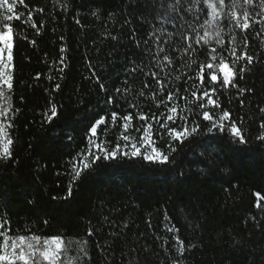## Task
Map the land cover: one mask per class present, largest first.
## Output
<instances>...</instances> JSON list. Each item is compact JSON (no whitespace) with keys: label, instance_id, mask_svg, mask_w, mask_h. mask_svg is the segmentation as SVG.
I'll return each instance as SVG.
<instances>
[{"label":"trees","instance_id":"1","mask_svg":"<svg viewBox=\"0 0 264 264\" xmlns=\"http://www.w3.org/2000/svg\"><path fill=\"white\" fill-rule=\"evenodd\" d=\"M64 2L26 0L25 14L34 12L37 24L44 25L40 35L28 25L14 22L28 39H21L15 49L14 106L21 113L15 120L18 142L13 161L0 166V215L6 213L14 228L29 225L31 231L43 235L88 239L91 264H172L179 259L170 247L172 233L166 230L172 224L180 230L185 246L199 245L185 253L184 264H264V234L249 219H260L254 193L264 194V147L255 140L264 131L260 128L264 118L259 115V107H264V70L240 81V87L254 89L242 97L243 108L235 90L221 98L237 118L244 117L257 145L245 156L231 153L226 144L210 146H222L219 153L194 147L178 161L176 172L183 171L181 178L175 173L144 172L130 162L117 167L102 164L94 176L74 185L70 198L52 199L66 196L70 182L67 162L86 147V135L95 120L106 112L130 110L126 103L106 108L99 83L110 94L125 86V69L133 59L141 58L130 38L133 30L137 38L147 39L154 24L145 0H70L67 9L62 7ZM37 8L43 11L35 12ZM106 29L118 39L108 37ZM62 35L64 40H60ZM32 39L35 45L29 42ZM63 45H67L68 67L61 81L57 66ZM142 80L137 73L129 84L138 88ZM55 83L61 89L52 93ZM50 93L59 114L52 124H42ZM151 109L155 110L154 104ZM253 115L255 119H250ZM119 132V127L110 129L108 139L115 143ZM44 220L49 222L47 226ZM89 227L94 229L92 237L87 236ZM113 232L117 235H111ZM105 242H109L106 254L94 247L96 243L105 246Z\"/></svg>","mask_w":264,"mask_h":264},{"label":"snow or ice","instance_id":"2","mask_svg":"<svg viewBox=\"0 0 264 264\" xmlns=\"http://www.w3.org/2000/svg\"><path fill=\"white\" fill-rule=\"evenodd\" d=\"M145 6L154 22L153 29L143 40L137 38L133 30L130 38L135 40L141 58L133 59L131 66L125 69V86L117 87L115 93L110 94L106 86L99 83V76L92 73L105 94L106 108L113 105L119 108L121 103H126L130 110L124 114L106 112L95 120L86 135V147L67 162L70 182L66 196H54L53 200L70 198L74 185L94 176L102 164L117 167L130 162L144 172L175 173L176 178H181L183 171L176 172L178 161L194 147L219 153L223 151L222 146H210L226 144L231 153L241 157L257 147L245 127L244 117L237 118L223 106L221 98L235 90V98L243 108L242 97L254 89L240 87V81L264 70V0H145ZM28 7L26 0H0V166L13 161L14 146L18 142L15 120L21 113V109L14 106L15 49L21 39L28 37L18 31L20 24L14 22L35 29L36 35L41 34L44 26L34 20V12L25 14ZM62 7H70V0H65ZM42 11L43 8L35 9V12ZM93 15L99 19L98 13L93 12ZM113 15L110 13L109 18ZM75 23L80 25V19ZM105 31L112 40L118 39ZM64 39L62 35L60 40ZM29 42L36 44L35 39ZM66 51L67 45L61 46L57 66L61 81L68 67ZM137 73L143 80L138 88H133L129 79ZM60 89L61 84L55 83L51 92ZM229 99L231 102L232 98ZM49 104L42 114V124H52L58 117V106L51 99V93ZM151 104L155 105V110L151 109ZM259 115L264 118V107H259ZM116 127L120 132L113 143L108 133ZM260 128L264 129V121ZM68 139L72 140V136ZM255 140L264 147V131ZM203 155L201 152L200 156ZM254 195L261 216L249 219L264 234V194L256 191ZM104 220L115 227L108 217ZM48 223L44 220L46 226ZM123 227L127 228L128 224ZM195 227L198 229L200 222ZM166 230L172 233L174 243L170 247L179 257L173 259L172 264H184L185 253L199 245L185 246L174 224ZM93 235L94 229L89 227L87 236ZM108 243L105 242V246L96 243L94 247L106 254ZM91 248L86 238L73 240L60 234L43 235L39 230L31 231L29 225L24 229L14 228L6 213L0 215V264H91Z\"/></svg>","mask_w":264,"mask_h":264}]
</instances>
